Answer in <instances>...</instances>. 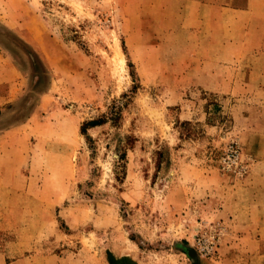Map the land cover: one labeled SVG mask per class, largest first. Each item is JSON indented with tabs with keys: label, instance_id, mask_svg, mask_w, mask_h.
<instances>
[{
	"label": "rangeland",
	"instance_id": "374dc122",
	"mask_svg": "<svg viewBox=\"0 0 264 264\" xmlns=\"http://www.w3.org/2000/svg\"><path fill=\"white\" fill-rule=\"evenodd\" d=\"M0 55L17 70L0 264H264V247L225 248L220 219L165 198L233 188L264 157V0H0Z\"/></svg>",
	"mask_w": 264,
	"mask_h": 264
},
{
	"label": "crops",
	"instance_id": "0c3cea01",
	"mask_svg": "<svg viewBox=\"0 0 264 264\" xmlns=\"http://www.w3.org/2000/svg\"><path fill=\"white\" fill-rule=\"evenodd\" d=\"M224 31L223 28L220 31V45L225 43ZM238 36L239 34H236L232 37L234 55L239 54ZM37 48L41 52L38 46ZM16 76L15 66L8 58L0 55V104L10 101L15 96L12 94L15 86L12 83L16 81ZM223 186L220 178V193H165V198L169 199L176 211L182 206L186 208L195 206L198 211L220 219V226L225 224L223 228L225 233L221 237L225 248L229 249L237 244L264 247V157L257 158L242 183L234 184L233 188ZM224 247L221 249L224 250ZM228 256L223 254L222 257ZM255 258L264 259V253H256ZM213 264H220V254L213 260Z\"/></svg>",
	"mask_w": 264,
	"mask_h": 264
},
{
	"label": "trees",
	"instance_id": "16d2710c",
	"mask_svg": "<svg viewBox=\"0 0 264 264\" xmlns=\"http://www.w3.org/2000/svg\"><path fill=\"white\" fill-rule=\"evenodd\" d=\"M15 40L25 50L29 51L32 54L33 58L36 60V62L38 64H40V60H39L37 54L35 53V51L27 43H25L24 41H22L21 39H19L17 37H15ZM115 117L116 116H113V117H110V118L113 120V119H115ZM103 122H104V119H102V118H96V119H91V120L85 121L84 123L81 124L80 131H81L82 134H85V129L87 127H94V126L102 124ZM187 124H188V122H186V121L182 122V125H187ZM87 139H88V137H87ZM130 139L131 138L129 136H124V142H123L122 145H120V148H119V155L117 157L118 160H123V158H124V150H122V149H123L124 145H126V144H128L130 142Z\"/></svg>",
	"mask_w": 264,
	"mask_h": 264
},
{
	"label": "built area",
	"instance_id": "2783aa9c",
	"mask_svg": "<svg viewBox=\"0 0 264 264\" xmlns=\"http://www.w3.org/2000/svg\"><path fill=\"white\" fill-rule=\"evenodd\" d=\"M223 162L226 164V166H237L240 164V159L238 156V152L236 149L234 148H229L227 149V151L225 152L224 157L222 158ZM239 173H243L244 169L242 167H239ZM213 247L210 246L208 252L212 251Z\"/></svg>",
	"mask_w": 264,
	"mask_h": 264
},
{
	"label": "water",
	"instance_id": "95a60500",
	"mask_svg": "<svg viewBox=\"0 0 264 264\" xmlns=\"http://www.w3.org/2000/svg\"><path fill=\"white\" fill-rule=\"evenodd\" d=\"M185 251L188 257H190L191 259H195V251L193 249L187 247Z\"/></svg>",
	"mask_w": 264,
	"mask_h": 264
}]
</instances>
